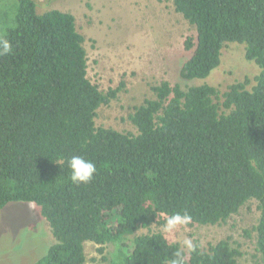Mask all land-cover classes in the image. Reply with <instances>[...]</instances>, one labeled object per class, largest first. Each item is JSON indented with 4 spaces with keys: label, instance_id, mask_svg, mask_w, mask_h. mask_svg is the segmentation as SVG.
<instances>
[{
    "label": "trees",
    "instance_id": "trees-1",
    "mask_svg": "<svg viewBox=\"0 0 264 264\" xmlns=\"http://www.w3.org/2000/svg\"><path fill=\"white\" fill-rule=\"evenodd\" d=\"M195 28L184 47V80H206L229 43L244 44L260 73L224 93L209 84L183 89L164 81L135 107L137 133L97 127L104 94L88 77L85 36L74 15L38 12L35 0H0V210L10 203L40 207L55 242L34 264H87L85 245L111 244L112 264H167L181 250L161 232L166 216L187 211L191 225L226 222L249 201L264 264V0H171ZM122 83L121 86H123ZM92 160L88 185L69 179L68 161ZM131 238V245L124 240ZM222 240L188 254L186 264H238Z\"/></svg>",
    "mask_w": 264,
    "mask_h": 264
},
{
    "label": "rangeland",
    "instance_id": "rangeland-1",
    "mask_svg": "<svg viewBox=\"0 0 264 264\" xmlns=\"http://www.w3.org/2000/svg\"><path fill=\"white\" fill-rule=\"evenodd\" d=\"M38 12L71 13L86 41L88 77L104 94L121 87L116 97L98 110L97 127L137 133L129 120L135 107L154 98L152 86L164 81L183 89L204 83L220 93L238 82L254 79L259 66L246 59L244 44L229 43L222 52L220 66L206 80H184L181 70L190 58L184 42L195 36V28L176 12L171 0H35ZM122 83H124L123 86ZM261 211L256 200L249 201L237 214L218 225H190L173 234H164L182 245L185 237L203 249L222 240L229 241L241 256L238 264H263L257 251ZM161 232L156 224L137 235ZM131 238L124 240L131 245ZM55 239L41 209L33 203H10L0 210V264H34L44 257ZM99 245H85L87 264H112L115 249L109 244L103 253Z\"/></svg>",
    "mask_w": 264,
    "mask_h": 264
},
{
    "label": "clouds",
    "instance_id": "clouds-1",
    "mask_svg": "<svg viewBox=\"0 0 264 264\" xmlns=\"http://www.w3.org/2000/svg\"><path fill=\"white\" fill-rule=\"evenodd\" d=\"M12 51L11 43L7 39L0 38V56L8 55ZM70 172L69 179L76 185H88L97 173L96 164L79 155H74L68 161ZM166 219L161 225L164 234H173L179 229L187 230L193 223L192 215L187 211L164 214ZM196 251V245L192 238L185 237L182 241L181 250L176 252L167 264H186L188 254Z\"/></svg>",
    "mask_w": 264,
    "mask_h": 264
}]
</instances>
